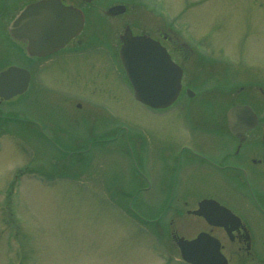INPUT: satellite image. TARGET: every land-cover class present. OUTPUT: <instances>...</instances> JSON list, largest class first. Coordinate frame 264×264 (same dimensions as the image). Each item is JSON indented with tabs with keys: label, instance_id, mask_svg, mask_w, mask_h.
I'll use <instances>...</instances> for the list:
<instances>
[{
	"label": "rangeland",
	"instance_id": "374dc122",
	"mask_svg": "<svg viewBox=\"0 0 264 264\" xmlns=\"http://www.w3.org/2000/svg\"><path fill=\"white\" fill-rule=\"evenodd\" d=\"M26 1L16 0V3L20 5ZM102 1L107 3L110 0ZM9 2L1 20L19 6L15 7V0L10 5ZM162 3L170 12V19L178 17L177 23H189L190 36L193 34L195 38L203 39L204 57L216 62L225 60L211 65L214 70L227 71L220 75L219 81L224 77L233 82L264 81V0H162ZM0 28H3L2 22ZM0 39H5L4 34H0ZM7 44L8 41L0 46L2 62L10 60L1 53L3 50L14 51V47ZM197 52L201 54V50ZM94 53L101 54L100 51ZM102 61L98 60L97 66L100 67ZM80 64L78 58L70 63L74 67ZM56 74L51 72L46 82L55 83L53 87L60 94L54 97L58 100L49 102L45 97L37 101L29 92L2 104L4 119H1L0 127L12 129L13 133L0 138V200L11 194V175L21 176V166L32 160L34 168L33 162L38 165L42 161L49 162L46 167L52 170L54 165L52 167L50 161L55 164L65 156L35 136L28 122L62 120L64 107L68 106V101L63 100L67 91L82 105L83 116L97 113L99 104L112 119L113 127L118 122L129 131L120 133L113 141L115 148L106 156L101 155L105 142L93 145L91 154L86 157L90 165H82L83 169L76 177L82 185L69 181L72 180L68 179L70 177L45 186L42 181L30 179L32 175L28 176L29 180L25 176L21 178L22 181L14 187L12 211L9 214L0 211V264H163L157 258L155 260L153 254L166 248L160 230L118 210L115 205L124 200L122 204L125 206L128 199L123 198L114 186L118 183L126 188L132 185L133 188H142L147 186L146 181L151 183L147 191L134 200L133 206L140 208V214L145 217L157 211L159 198L154 195L162 193L163 179L170 176L164 151L190 137L182 113L178 109L167 114L147 109L131 98L118 78L114 79L117 102H110L105 93L93 95L84 86L75 85L74 79L64 73H59L58 84ZM65 81L70 83L65 84ZM220 105L224 106L225 100L219 92H204L194 102L190 118L194 123H213L215 108L217 110ZM100 118L101 128L110 127L103 116ZM47 135L48 138L52 136L60 148L69 150L75 145L73 136L53 135L51 132ZM82 140V144L90 142L89 137ZM69 160L74 162L76 159L70 156ZM59 171L62 170L59 168ZM109 187L114 189L112 198ZM112 199L115 205L110 201ZM10 205L6 203V206ZM8 220L15 221L18 229L12 245L2 241L5 231L1 230ZM261 230L255 232L259 238L255 248L258 256L264 259V232ZM174 254L172 252L170 264L179 262Z\"/></svg>",
	"mask_w": 264,
	"mask_h": 264
},
{
	"label": "water",
	"instance_id": "95a60500",
	"mask_svg": "<svg viewBox=\"0 0 264 264\" xmlns=\"http://www.w3.org/2000/svg\"><path fill=\"white\" fill-rule=\"evenodd\" d=\"M28 8H25L18 14L11 26H13L20 19L21 15ZM78 19L79 22H75L74 25L71 26V29L65 27L63 23L58 22L56 19L53 21H49L48 19H39L35 23V35L30 34L29 36V43L31 44H29V48L32 47V44L34 43L33 36L39 39L41 35L42 38L48 37L50 41L54 40V43H58L56 39H65L68 36L71 37L75 35L81 26L80 17H78ZM138 40L140 43L139 47L143 46L141 49L136 48L134 52L136 56L139 55V62H135L133 65L132 62L129 61V58L128 63L125 62L126 74L133 85L135 97L152 107H165L175 100L179 92V79L181 72L171 64L168 56L164 54L163 50L153 44L152 41H144L141 38H138ZM34 44L42 45L40 42ZM147 48H150L149 51ZM151 48H154L160 52V55L164 56L163 59L160 58V61L156 60L153 67L152 63L149 65L148 62L149 59H151L152 62V59L156 58L155 55L151 54ZM124 49L125 48L123 47L122 52ZM142 59H144L145 62ZM164 63L170 65L169 68L171 69L164 68ZM173 70L175 72H173ZM16 78L17 80L19 78V80L17 81L16 86L12 88L13 91L8 94L22 92L26 88L28 75L25 71L17 70L15 68H9L0 74V82L6 80L7 83L12 82V84L15 85L14 82Z\"/></svg>",
	"mask_w": 264,
	"mask_h": 264
},
{
	"label": "flooded vegetation",
	"instance_id": "af4514ba",
	"mask_svg": "<svg viewBox=\"0 0 264 264\" xmlns=\"http://www.w3.org/2000/svg\"><path fill=\"white\" fill-rule=\"evenodd\" d=\"M261 153L262 152H259L258 150H253L250 155H248L245 159V161L251 163L252 165H255V164H260V165H263V163L261 162L262 160V156H261ZM241 231L238 232V236H237V239L239 242H242V236L240 235Z\"/></svg>",
	"mask_w": 264,
	"mask_h": 264
}]
</instances>
